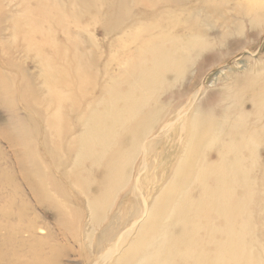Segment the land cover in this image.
Here are the masks:
<instances>
[{"label": "rangeland", "instance_id": "1", "mask_svg": "<svg viewBox=\"0 0 264 264\" xmlns=\"http://www.w3.org/2000/svg\"><path fill=\"white\" fill-rule=\"evenodd\" d=\"M245 5V0H0V264H91L103 247L99 230L123 217L130 204L124 201L126 187L110 190L107 170L87 161L74 167L84 130L117 108V95L129 83L126 71L149 42L160 48L191 38L208 43L192 44L191 59L177 65L182 70L164 74L166 81L178 74L176 90L187 81L197 91L194 100L227 82L224 71L264 59V25L259 33L251 29ZM236 25L242 34L230 35ZM248 103H239L233 114L244 111L249 126L264 132V113L259 117ZM54 112L61 114L60 122H50ZM105 124L116 129L115 123ZM214 154L208 151L205 161L218 164ZM252 155L254 190L236 189L239 197H251L249 229L232 234L235 241L217 264H231L243 241L252 247L241 264H264V145ZM226 156L224 166L234 159ZM238 158L252 162L247 152ZM162 169L169 173L167 166ZM108 192L112 205L95 224L88 201Z\"/></svg>", "mask_w": 264, "mask_h": 264}, {"label": "bare ground", "instance_id": "2", "mask_svg": "<svg viewBox=\"0 0 264 264\" xmlns=\"http://www.w3.org/2000/svg\"><path fill=\"white\" fill-rule=\"evenodd\" d=\"M245 1L251 29L259 33L264 0ZM230 29V35L242 34L237 25ZM193 39L172 45L169 41L165 48L149 42L126 71L129 83L117 95V108L84 130L74 167L87 161L97 170H107L110 190L126 187L124 201L130 204L123 217L114 215L119 218L99 230L97 241L103 247L91 264H217L233 243L232 234L249 229L251 197H239L236 189L254 190L252 154L264 145V132L249 126L247 113L234 115L233 110L248 101L259 117L264 113V59L252 60L236 72L224 71L227 82L194 100L197 91L187 81L176 90L178 74L172 81L164 77L182 70L177 65L191 59L188 50L193 45L209 46ZM223 102L226 105L221 106ZM60 115L51 114L50 122H60ZM107 121L116 129L108 128ZM212 149L218 153L214 154L218 164L205 161ZM244 152L250 165L238 158ZM227 154L234 159L224 166ZM165 166L169 173L163 171ZM194 191L200 195L194 196ZM110 194L88 201L95 224L105 219V210L112 205ZM242 243V251L231 255V264H241L251 252L250 241Z\"/></svg>", "mask_w": 264, "mask_h": 264}]
</instances>
